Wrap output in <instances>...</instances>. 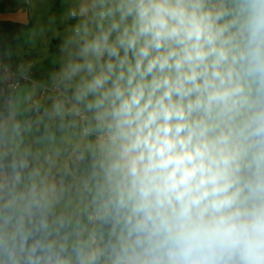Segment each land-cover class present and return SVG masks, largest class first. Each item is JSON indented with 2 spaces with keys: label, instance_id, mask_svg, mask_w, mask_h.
Returning a JSON list of instances; mask_svg holds the SVG:
<instances>
[{
  "label": "clouds",
  "instance_id": "obj_1",
  "mask_svg": "<svg viewBox=\"0 0 264 264\" xmlns=\"http://www.w3.org/2000/svg\"><path fill=\"white\" fill-rule=\"evenodd\" d=\"M0 73V264H264V0H62Z\"/></svg>",
  "mask_w": 264,
  "mask_h": 264
},
{
  "label": "rangeland",
  "instance_id": "obj_2",
  "mask_svg": "<svg viewBox=\"0 0 264 264\" xmlns=\"http://www.w3.org/2000/svg\"><path fill=\"white\" fill-rule=\"evenodd\" d=\"M1 7L18 6L22 10L30 12V20L26 24L10 22L8 27L4 26L6 22H0V56L7 63L12 61L13 67H18L25 61H37L32 72L39 77L53 67L51 48L53 41L57 38L47 33V44L42 39H37L36 47L31 48L25 41L28 38V31L33 28L37 22L47 25L50 17L57 18L56 27L62 28L59 23V17L64 10L65 5L62 0H0ZM11 12V11H10ZM25 23V22H24Z\"/></svg>",
  "mask_w": 264,
  "mask_h": 264
},
{
  "label": "crops",
  "instance_id": "obj_3",
  "mask_svg": "<svg viewBox=\"0 0 264 264\" xmlns=\"http://www.w3.org/2000/svg\"><path fill=\"white\" fill-rule=\"evenodd\" d=\"M29 14L30 12L26 9L22 10L20 9V7L18 8V6H11L9 9L8 7H1L0 3V22H13L27 25L28 21L30 20ZM7 63L13 67L12 61H9Z\"/></svg>",
  "mask_w": 264,
  "mask_h": 264
},
{
  "label": "built area",
  "instance_id": "obj_4",
  "mask_svg": "<svg viewBox=\"0 0 264 264\" xmlns=\"http://www.w3.org/2000/svg\"><path fill=\"white\" fill-rule=\"evenodd\" d=\"M7 66H10L11 70L13 72L17 71L15 68H13L10 64L8 63H5L3 60H2V57L0 56V73H4L7 71Z\"/></svg>",
  "mask_w": 264,
  "mask_h": 264
},
{
  "label": "trees",
  "instance_id": "obj_5",
  "mask_svg": "<svg viewBox=\"0 0 264 264\" xmlns=\"http://www.w3.org/2000/svg\"><path fill=\"white\" fill-rule=\"evenodd\" d=\"M9 24H10V23L6 22V23H4V26H5V27H8ZM59 42H60L59 38H57L56 40L53 41V46H52V48H51V50H50V51H51V54H52L53 56H55V54H56V52H57V47H58V45H59Z\"/></svg>",
  "mask_w": 264,
  "mask_h": 264
}]
</instances>
